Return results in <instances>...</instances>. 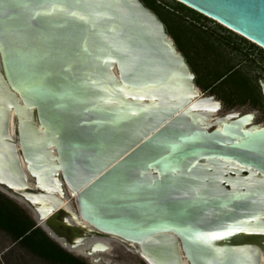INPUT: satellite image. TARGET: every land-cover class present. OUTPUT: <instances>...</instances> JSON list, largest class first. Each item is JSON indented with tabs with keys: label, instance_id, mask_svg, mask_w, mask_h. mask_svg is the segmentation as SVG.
<instances>
[{
	"label": "water",
	"instance_id": "1",
	"mask_svg": "<svg viewBox=\"0 0 264 264\" xmlns=\"http://www.w3.org/2000/svg\"><path fill=\"white\" fill-rule=\"evenodd\" d=\"M173 1L264 52V0ZM196 81L141 0H0V187L66 251L92 229L147 264H263L264 125L210 118Z\"/></svg>",
	"mask_w": 264,
	"mask_h": 264
},
{
	"label": "rangeland",
	"instance_id": "2",
	"mask_svg": "<svg viewBox=\"0 0 264 264\" xmlns=\"http://www.w3.org/2000/svg\"><path fill=\"white\" fill-rule=\"evenodd\" d=\"M155 1L158 8H153L154 13L165 24L170 33L174 28V33L180 36L178 33L180 29L178 28V24H176L179 22H181L183 26L189 27L191 31L189 37L193 44L186 50V53L193 60L196 56L198 57L197 61H195V66L198 71L202 72L205 68L210 70V67L213 66H218L220 71L224 72L235 68L239 72V75L248 82L250 87H252L253 92L247 90L248 93L244 94L245 96L249 95L252 100L246 101H241L228 86L221 88L219 91L215 92L214 95L198 87L205 96H213L216 101L221 102L222 109L218 112V117L228 116L230 115L229 113L232 112L237 115L255 113V124L264 125V110L261 101H258L256 97V93H259L258 81H264V52L248 41L219 26L217 23L208 19L199 18L185 10H181L182 8L177 6L178 4L173 0ZM146 5L149 6L147 3ZM171 25H173V28H171ZM171 39L174 41L173 37H171ZM205 45H212L215 52L209 54V52L204 50ZM183 46H186L185 41H183ZM182 54L186 58L192 72H195V67L189 57L183 52ZM196 54H200L201 56ZM213 60L217 63H213ZM222 67H225L224 70ZM239 75L234 76V78H238ZM234 78L232 77V80H234ZM0 194L17 205L34 221L33 213L25 205H22L1 192ZM232 237L234 241L232 246L234 247V233H232ZM53 242L56 243L55 241ZM67 253L86 264H101L100 262L92 263L91 260L70 252ZM95 259H100L103 264H147L141 257L128 251L125 247L116 242L110 245L109 251L98 253ZM238 259V256L234 257V263H237ZM0 264L49 263L33 256L18 243H15L11 237L0 231Z\"/></svg>",
	"mask_w": 264,
	"mask_h": 264
},
{
	"label": "trees",
	"instance_id": "3",
	"mask_svg": "<svg viewBox=\"0 0 264 264\" xmlns=\"http://www.w3.org/2000/svg\"><path fill=\"white\" fill-rule=\"evenodd\" d=\"M144 5L150 9L153 13V8H158L156 6L155 0H141ZM146 3L150 6H147ZM178 4V3H177ZM177 6L181 7V10H185L193 15L198 16L199 18H204L203 16L195 13L194 11L184 7L181 4ZM206 19V18H204ZM180 21V20H179ZM178 24V31L180 36L174 33L171 30V33L168 31L169 36L173 37L176 47L182 53H186V50L192 46V41L190 40L189 33L191 32L189 27H185L181 24ZM165 25V24H164ZM175 26V25H174ZM183 41H185L186 46H183ZM204 50L210 53L215 52L212 45H205ZM201 56L200 54H196ZM189 57V56H188ZM197 56L193 60L189 57L191 62L195 67V72H193L196 77V85L200 87L203 91L211 92L214 95L215 92L219 91L221 88L226 86L241 99V101L252 100L249 95H244L248 93L247 90L252 91V87L249 86L248 82L239 75V72L233 68L231 70L220 71L218 66L205 68L202 72L198 71L195 66V61H197ZM213 63H217L213 60ZM225 67H222L224 70ZM238 78H234V76ZM232 77L234 80H232ZM0 231L7 234L13 239L15 243H18L22 248L27 250L33 256L48 262L49 264H85L79 259L71 256L66 251H64L60 246L54 243L47 235L36 226V223L17 205L10 202L4 196L0 194Z\"/></svg>",
	"mask_w": 264,
	"mask_h": 264
},
{
	"label": "bare ground",
	"instance_id": "4",
	"mask_svg": "<svg viewBox=\"0 0 264 264\" xmlns=\"http://www.w3.org/2000/svg\"><path fill=\"white\" fill-rule=\"evenodd\" d=\"M199 91V90H198ZM200 92V91H199ZM216 101V100H215ZM218 102L216 101L215 102V107L214 108H211L207 111V114L210 115L209 117L210 118H213L214 120L218 118V112L220 111L218 109ZM219 110V111H218ZM230 115H235V114H230ZM211 121V120H210ZM213 121H211L210 123H212ZM14 132V125L13 123L11 122V133ZM0 191L9 196L10 198L14 199L15 201L21 203L22 205H25L27 207V205L22 201V199H19V198H16L12 195H10L6 189L4 188H1L0 187ZM64 205L67 204V199H65ZM68 205V204H67ZM28 208V207H27ZM68 210L72 211L73 212V209L72 208H68ZM32 212V211H31ZM33 213V212H32ZM34 216V215H33ZM81 225H86V223H83L82 221H80ZM89 227V226H88ZM46 230V229H45ZM47 231V230H46ZM49 233V232H47ZM51 238L56 241L57 243L63 245L64 244V241L62 240H59L57 239L56 237L54 236H51ZM113 242H116L120 245H122L123 247H125L128 251H131L133 252L134 254L138 255V249L136 248V246H129L127 243H123L122 241H119L118 239L116 238H113L111 236H107V235H103L95 230H90V233L87 234L86 238L82 241L81 244L79 245H76V247L72 248L71 246H66L65 248L67 250H69L71 253L73 254H76L78 256H81L85 259H88V260H91V261H95L96 263H102V261L99 259H95L97 254L102 252L99 248L100 247H103V250H105L106 252L109 251V247L110 245L113 243ZM105 253V252H104ZM140 257V256H139ZM261 263L264 264V254H262L261 256Z\"/></svg>",
	"mask_w": 264,
	"mask_h": 264
},
{
	"label": "flooded vegetation",
	"instance_id": "5",
	"mask_svg": "<svg viewBox=\"0 0 264 264\" xmlns=\"http://www.w3.org/2000/svg\"><path fill=\"white\" fill-rule=\"evenodd\" d=\"M259 82V81H258ZM258 87H259V93H256V97L258 98L257 100L259 101H261V103H262V108H263V110H264V97H263V94H262V92H261V88H260V86H259V83H258ZM221 109H222V107H221ZM229 114H236V113H229ZM246 115H251V116H253L250 120V122H251V124L252 125H254V126H260V125H258V124H255V121H256V114L255 113H247V114H244V115H239L240 117L241 116H246ZM64 251H66V250H64ZM66 252H69V251H66ZM71 253V252H70ZM83 258V257H82ZM92 263H96L94 260L92 261ZM86 264V263H85Z\"/></svg>",
	"mask_w": 264,
	"mask_h": 264
},
{
	"label": "snow or ice",
	"instance_id": "6",
	"mask_svg": "<svg viewBox=\"0 0 264 264\" xmlns=\"http://www.w3.org/2000/svg\"><path fill=\"white\" fill-rule=\"evenodd\" d=\"M18 6L19 5L13 4V5H9L8 7L15 8V7H18ZM24 6L26 7L27 5H24ZM36 15L37 16H39V15H51V13H37ZM248 119H251V117H248ZM209 238L212 239V240L222 239L223 238V234L222 233H213V234L210 235Z\"/></svg>",
	"mask_w": 264,
	"mask_h": 264
}]
</instances>
